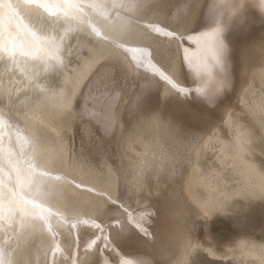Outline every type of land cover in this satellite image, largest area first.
<instances>
[{"label": "bare ground", "instance_id": "obj_1", "mask_svg": "<svg viewBox=\"0 0 264 264\" xmlns=\"http://www.w3.org/2000/svg\"><path fill=\"white\" fill-rule=\"evenodd\" d=\"M263 95L264 0H0V264H264L197 234L264 197Z\"/></svg>", "mask_w": 264, "mask_h": 264}, {"label": "rangeland", "instance_id": "obj_2", "mask_svg": "<svg viewBox=\"0 0 264 264\" xmlns=\"http://www.w3.org/2000/svg\"><path fill=\"white\" fill-rule=\"evenodd\" d=\"M264 97V95H263ZM241 108V107H239ZM242 110V108H241ZM243 117L248 114L241 112ZM249 117H247L248 119ZM249 120V119H248ZM257 123V124H256ZM254 131L261 137V124L258 122L251 123ZM226 126L224 125L223 128ZM224 130H228L225 128ZM215 151H211L208 155L209 162H216ZM240 198V199H239ZM237 197L233 201L232 206L225 205L226 210H217L206 219H199L197 224L198 237L204 244L214 245L219 250L229 249L242 238L255 239L264 241V197L250 198L248 201L243 197ZM262 200H261V199ZM201 220V221H200ZM202 222V223H201ZM241 239V240H242ZM229 246V247H228ZM191 264H239L231 258H217L210 255L204 248H199L194 255Z\"/></svg>", "mask_w": 264, "mask_h": 264}]
</instances>
